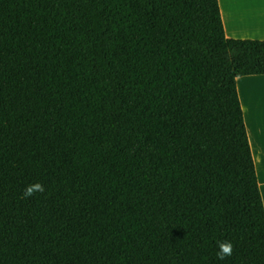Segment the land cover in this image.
<instances>
[{
	"label": "trees",
	"instance_id": "obj_1",
	"mask_svg": "<svg viewBox=\"0 0 264 264\" xmlns=\"http://www.w3.org/2000/svg\"><path fill=\"white\" fill-rule=\"evenodd\" d=\"M262 75L218 0H0V264H264Z\"/></svg>",
	"mask_w": 264,
	"mask_h": 264
},
{
	"label": "crops",
	"instance_id": "obj_2",
	"mask_svg": "<svg viewBox=\"0 0 264 264\" xmlns=\"http://www.w3.org/2000/svg\"><path fill=\"white\" fill-rule=\"evenodd\" d=\"M225 36L264 41V0H218ZM256 174L264 204V75L237 80Z\"/></svg>",
	"mask_w": 264,
	"mask_h": 264
},
{
	"label": "clouds",
	"instance_id": "obj_3",
	"mask_svg": "<svg viewBox=\"0 0 264 264\" xmlns=\"http://www.w3.org/2000/svg\"><path fill=\"white\" fill-rule=\"evenodd\" d=\"M44 193L45 192V187L43 186L42 183L36 182L30 185H27L23 196L25 198L31 197L36 193ZM218 246V252L216 253L218 259H225L227 257H230L233 254L234 246L233 242L230 240H223V241H218L217 242Z\"/></svg>",
	"mask_w": 264,
	"mask_h": 264
}]
</instances>
